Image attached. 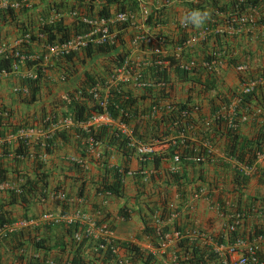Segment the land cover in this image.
<instances>
[{"label":"crops","instance_id":"1","mask_svg":"<svg viewBox=\"0 0 264 264\" xmlns=\"http://www.w3.org/2000/svg\"><path fill=\"white\" fill-rule=\"evenodd\" d=\"M227 1L135 0L136 10L130 12L131 18L125 23L126 26L118 31L124 36L125 58L129 59L133 71L144 74V78L147 77L146 70L151 65L152 57L147 48L135 47L132 44V37L142 28L140 13L137 11L138 2H142L144 5L142 9H145L147 14L153 7H163L161 23L150 30L164 38V47L168 50L166 57L173 56L178 44L176 41L181 34L188 40V44L179 53L180 62L189 59L202 62L210 49L217 44L221 45L223 60L209 70L196 68L187 79H180L172 71V66L169 67L170 100L189 101L198 108V113L193 112L190 117L193 141L208 126L209 111L216 106L222 114H228L230 107H233L236 131L240 138L255 134L264 123V90L257 94L256 99L245 103L239 100L237 104L238 98L235 95L241 84L248 82L249 78L258 76L264 65V24H256L261 16L264 18V6L251 11L254 20L244 26L236 29L219 26L213 30L224 36L217 37V34L213 37L212 34V37L207 39L203 31L205 24L196 28L185 27L180 23L181 15L188 11L191 4L201 3L206 6V3L222 4ZM49 2L50 0H30L29 8L20 9L23 14L16 15L18 21L25 27L30 25L31 27H28L33 34L39 30L44 23L43 20H46L51 12L47 9ZM114 11V7L110 6L109 16H112ZM73 20L64 16L60 23L72 29ZM20 34L17 27L0 24V41L9 43ZM167 43L170 45L167 46ZM41 45V41L36 39L29 43L27 48L30 54L40 55L44 52ZM74 54L76 56V53ZM229 54L237 61H242L239 65H243L245 68L243 71H236L238 65L234 67L225 62V57H229ZM96 58L97 60H94ZM108 61L109 59L104 56L88 59L81 55L79 58H72L70 62L60 57H48L46 63L42 62L44 81L35 102L28 106L20 104L17 95L12 93L15 80L28 69L21 66L19 70L18 67L15 75L0 79V103L11 110L13 121L24 119L31 125L32 130L27 138L30 154L18 161L12 153L17 144L15 137L0 138V169L4 170L6 180L0 183H8L0 186V218L12 221L0 232V264H19V261L26 264V260L40 257L43 253L48 260L55 262L60 256L57 252V243L68 239L63 226L72 223L80 225V231L85 227L92 234L97 229L109 231L113 240L131 244L143 255L149 253L154 256L153 264H169L175 258L174 252L177 251L173 246L181 237H192L201 244H209L208 237L213 233L221 234L225 238L223 228L230 222L229 218L234 215V211L250 214L255 223H264V214L261 218L257 216L260 211L264 213V163L259 162L256 157L257 153L264 150L254 152L249 164L252 167L251 173L245 176L235 168L233 162L223 156L222 139L217 140L216 147L212 148L209 162L196 163L190 160L183 162L180 159V162L174 163L172 156L179 154L177 152L172 154L164 145L153 146L152 152L144 157L137 156L134 152L123 156L116 146L103 140L91 143L86 137V129L70 118H62V113L63 115L69 113V109L66 108L68 100L70 102L82 99V103L89 105L94 103L82 97L80 93L82 88L87 92L88 88L95 86L102 94L107 92V104L110 91L126 92L132 96L144 92L133 88L129 81L120 83V77L111 85L108 82L109 75L114 70L110 68L111 62L108 64ZM28 71L31 72L32 67ZM87 78L93 81L89 87L85 86ZM209 83H212V86ZM139 103L143 108L148 107L150 99L146 98ZM50 112L57 115L52 123L48 122ZM162 113L164 112L158 110L154 116L144 115L140 120L123 122L125 123L123 126L134 130L135 134L142 135L143 131L149 129L150 123L158 120ZM238 113L243 116L240 117ZM42 115L45 117L42 118ZM117 120L116 118L110 124L96 129L106 128L114 136L125 137L122 132L125 128L122 126L123 129H120ZM43 126L46 128L43 129ZM54 133H61L62 136H56L51 141L52 149L47 153L44 146H48L47 140H51ZM47 137L49 139L46 140ZM148 141L151 140L146 139V142ZM34 145L38 146V151H34ZM4 148L5 153L2 151ZM34 161L40 163L39 169L34 168ZM117 168L123 173L119 195H108L104 191H99L102 179L107 183L112 182V170ZM40 174L46 175L47 184L43 198L36 196L25 206L11 202L10 199L15 197L10 191L23 181L38 180ZM236 174L244 178L243 185L235 180ZM222 176L228 178L229 188L224 189L220 184L215 186L210 181L213 178L219 180ZM55 193H63L66 199L55 200L52 198ZM195 194H198L196 198L193 197ZM162 209L170 214L175 213L174 219H185V216L188 232L183 236L178 235L177 239L169 232L165 234L168 235V240H161L160 247H156L150 243V237L142 233V229L147 225L152 227L163 225L164 221L157 222L156 219ZM59 215H64L67 219L53 222ZM76 217H79L78 220ZM249 218L241 219L240 223L234 226V231L248 229ZM174 219L168 218V224ZM41 239H44L43 246L42 249H38L35 243ZM18 242L21 246H18ZM90 250L87 248L85 254H90ZM126 253L124 248L119 247L117 256L124 257ZM218 262L222 263L220 257Z\"/></svg>","mask_w":264,"mask_h":264},{"label":"trees","instance_id":"2","mask_svg":"<svg viewBox=\"0 0 264 264\" xmlns=\"http://www.w3.org/2000/svg\"><path fill=\"white\" fill-rule=\"evenodd\" d=\"M92 0H50L47 4V9L50 11H75L78 14L86 17L98 16L103 18L109 17V7L113 6L115 12H134L135 8V0H107L101 1L96 0L95 3H91ZM260 6H264L263 0H228L226 3L217 4V3H196L191 4L189 6V10L199 9V10H208L210 12V18L205 23L204 31L205 37L207 39L212 37L224 36L221 33L213 32L217 27L224 26L232 29L239 28L248 24V21L245 23H240L239 20L247 15L249 11L259 10ZM207 7V8H206ZM259 7V9H258ZM163 11V7H160L158 10H152L147 17L145 18V23L152 29L156 24L161 23V14ZM22 10H4L0 12V24L5 26H14L19 29L21 34L25 32H31L30 25L24 26L22 22L18 21L16 15H22ZM258 25L264 24V18L261 16L257 21ZM73 27L69 29L68 27L63 26L60 22L58 23H45L40 28H38L40 32H44V42L49 44H59L60 42L65 41L68 37L73 34L79 32L81 24L77 19L73 20ZM125 24L115 25V28L121 30L125 27ZM72 31V32H71ZM209 31H211L209 33ZM159 34V33H157ZM208 34V35H207ZM130 35V34H129ZM123 38L124 36L118 35V42L113 46H96V47H86L80 51V53L85 58H93L94 56H104L109 59L108 64L111 62L110 68H118L125 58V51L123 49ZM31 41L36 40L34 37L30 38ZM185 38L181 34L177 39L176 43L181 44ZM126 41V40H125ZM177 44V45H178ZM170 45L167 43V46ZM220 44L211 47L210 51L204 56V60L202 62L208 63L209 70L213 67L217 62L222 61L223 58L221 56L222 48H220ZM28 46H21L16 49L18 55H29L30 51L27 48ZM42 52L40 55L33 54L34 59L26 60L23 63H19L17 68L20 70L21 66H24L26 69L30 70L32 67V78L27 77H18L15 81L16 83L13 85L16 88L14 92L17 95L18 102L20 104H24L26 106L35 102L41 85L44 81V67L42 66ZM74 53H68L60 58L63 60L70 62L72 58H77L74 56ZM224 57V55H223ZM168 61V67H161L158 69L156 66H149L146 70V75L148 78L152 80L153 84L161 83L157 87L149 86L145 88L144 92L137 96L129 95L126 92L121 91H110L109 92V102L106 105V113L109 117L113 119H119L121 122H129L135 119H141L144 115H149L153 110L158 111L159 109L164 112L159 117L158 120H154L150 123V127L147 131H143L145 135L135 134V131H132V135L135 136V139L146 142V139H158L161 137H170L172 136L176 128L181 123L190 124L191 114L198 113V108L194 104L189 103V101L185 102H175L170 100L168 97V88H169V67L172 66L173 72L180 79H187L189 74L194 72L195 69L191 70L189 73L179 69L180 59H174L173 56L165 57ZM153 60V57H152ZM193 60V59H191ZM18 62L17 57H14L11 52L5 53L0 57V71L3 70L5 72H9L11 70V65ZM225 62L230 64L231 66H239L242 64V61H237L235 58L225 57ZM106 66V65H105ZM105 66L103 68L105 69ZM17 69V70H18ZM27 70V72H28ZM144 75V74H143ZM264 78V65L261 68V71L258 72V76L252 79ZM93 81L90 78L86 79L85 86H90ZM212 86V83H209ZM20 89H26V93H21ZM156 90V91H155ZM261 90H264V84L257 85L248 94H243L238 96L239 100L251 101V99H256L257 94ZM82 97L85 100H90V97L86 94V89L82 88L80 92ZM150 99V106L142 107L138 102L143 101L145 99ZM85 102V101H84ZM66 108L69 109L68 114H61L62 118H70L76 123L85 122L92 114L100 113V110L96 107V104L93 103L91 105L87 103H82L81 101H70L68 100ZM122 110L125 113V116H119L118 110ZM185 111L187 113L186 118H182L180 113ZM55 113L50 112L48 117V122L52 123L55 120ZM57 116V115H56ZM42 118L45 115L41 116ZM209 122L206 129L201 132L196 138V142L186 141L183 145L177 146H169L170 152L173 154L178 153L181 161L185 162V158L193 157V156H204V149L198 144L199 141H206L209 143L211 148L216 147V142L219 139H222L223 144V156L227 159L234 160L235 162L249 165L252 161V157L254 152H260L264 150V123L259 126L258 130L255 134L249 137H239L236 131V125L233 127H228L226 124V115L222 114L219 108L216 106L209 111ZM176 122V127H171L172 122ZM235 121V120H234ZM146 126L148 125L145 123ZM46 126H43L45 129ZM26 129H31V125L27 124V122L23 119L21 121H13L11 110L0 103V138H4L6 136H14L15 141L17 142L16 147L13 148L12 153H14V158L18 161L23 158H27L29 153L30 144L27 139L20 138L18 136V132L24 131ZM145 130V128H144ZM82 134V133H81ZM56 136H62L61 133H54L52 139L47 140L48 146H44L45 152H50L52 149L51 141L56 138ZM86 137L92 142H96L97 140H103L108 144L116 146V148L121 152L123 156H128L132 154L133 149L127 146V138L114 136L112 132L106 130V128L99 129H88ZM195 137V136H194ZM149 142V141H148ZM46 143V141H45ZM34 151H38V146L34 145ZM5 153L6 149H2ZM211 155L208 157H204L203 162H209ZM33 163L35 169L40 168V163L34 161ZM113 181L107 183L104 179L99 184V191L106 192L108 195L118 196L120 191V181L123 175L122 172L117 169L112 170ZM4 170L0 169V182H5ZM235 180H238V184H244V178L239 175H235ZM46 175L40 174L38 175V180L29 182L28 180L23 181L16 187V191H10L13 197L11 198V202L26 205L30 200L35 198H43L45 187H46ZM66 199V197H65ZM65 209V208H64ZM243 215L241 219H245L246 217H250V225L248 229L245 231H232L225 233V238L221 234L213 233L210 235L209 242L210 244H201L199 241L192 237H181L173 246V249H177L174 252L175 261L177 264H220L218 262V258L213 251V247L211 245H225L231 243L236 237H241L243 239L249 240L255 236L264 234V223H255L254 218L245 212L234 211V214ZM169 212H165L162 209L158 216L157 222L164 221L163 225L159 227L145 226L142 229V233L147 237L149 236L150 243L155 245L156 247H160V241L163 239L164 235L169 232H177L179 236H183V234L188 229L187 227V218L185 219L177 218L174 219L171 224H168L167 220L169 217ZM233 214V213H232ZM264 214L262 211L258 213V217H263ZM240 219V220H241ZM239 220V223H240ZM264 221V220H263ZM12 221L7 219L0 218V226L2 224L9 225ZM45 229V228H44ZM64 234L68 237L66 240H60L57 243V252L59 253V258L55 261L56 264H117V259L114 254L109 249L105 250H95L92 249L97 246L96 241H92L91 239L87 240L86 238H82L80 241L75 242L72 240V234L74 232L80 231L81 226L77 223H72L63 226ZM44 239L37 241L35 243L36 248L42 249ZM18 246H21L20 243H17ZM56 243L54 242V246ZM119 247L124 248L126 252L129 253L128 260L129 264H153L154 256L149 253L143 255L137 248L128 243H116ZM91 249L90 254L86 253V249ZM259 261L261 264H264V253L258 254ZM21 258V257H20ZM48 257L43 253L40 257L30 258L26 260V264H42ZM19 264H22V261H19Z\"/></svg>","mask_w":264,"mask_h":264},{"label":"built area","instance_id":"3","mask_svg":"<svg viewBox=\"0 0 264 264\" xmlns=\"http://www.w3.org/2000/svg\"><path fill=\"white\" fill-rule=\"evenodd\" d=\"M92 0L91 3H95ZM101 1H107V0H101ZM30 6V0H0V12L4 10H13L17 11L20 9H26ZM143 4L142 2H138L137 4V11L140 13V19H141V25L142 28H140V31L136 33L132 37V44L135 47H145L147 48V51L151 57H153V60L151 61L150 66H156L158 69L161 67H168L169 64L165 60V57L167 55L168 50H165L166 47L164 38L160 36L157 33H154L150 30V27L145 23V18L147 13L145 12V9L143 10ZM154 9L157 10V7ZM50 12V10H48ZM131 13L130 12H115L112 16H109L108 18L98 17V16H92V17H86L78 14L75 11H51L49 15L46 17V20H43V24L45 23H58L61 22L64 16H68L71 19H77L79 23L81 24L80 28L78 29L79 32L71 34L68 39H66L63 42H60L59 44H49L44 42V32L36 31L33 34L29 32H25L23 34H20L19 36L13 38L10 40L9 43L0 41V57L5 53H10L17 57L18 62L11 65V70L9 72H5L3 70L0 71V79H4L6 77H9L10 75H15L17 73V65L20 63H23L26 60L34 59L33 54L29 55H18L16 52V49L25 45L29 46V43H32L30 38L34 37V39H37L38 41H41L44 54H42V62L46 63L48 57L51 58H57L62 57L68 53H75L77 50H82L86 47H96V46H113L117 44L118 40V29L115 28V25L125 24L129 21ZM253 17L250 14L242 17L239 22L245 23V22H251L253 21ZM188 44V40H184L181 42V44L176 45L175 51L173 53L174 57H178L179 53L182 52V48L185 47ZM46 51V52H45ZM209 64L205 62H197L194 60H188L186 62H180L179 69L190 72L193 69L196 68H208ZM243 66H239L236 68V70L240 71L243 70ZM114 72H112L109 75V83L111 84L113 81H115L117 78L120 77V83L129 81L133 88L141 91H145L144 89L152 86L157 87L161 83L153 84L152 80L148 77L144 78V76L139 73L138 71H133V67H131V64L129 62V59L124 58L122 63L118 68L113 69ZM22 77L32 78L33 73L28 71L21 74ZM264 83V79L258 80V81H248L246 83H243L241 87L238 89L239 94H248L251 91H253L254 87L257 84ZM114 85V84H111ZM117 86V85H116ZM88 91L86 94L90 97L92 101L96 104V107L100 110V113L92 114L85 122L77 123L80 127L83 129H96L100 126H104L107 124H110L113 118L109 117L106 113V105H107V92L102 94V92L97 89V87L93 86L92 88H88ZM16 88H12V92H15ZM21 93H26V89H20ZM237 104L239 102V98L236 100ZM235 104V103H233ZM231 109L228 110V116L226 118V124L228 127H233L234 123L231 119V116L233 115V107H230ZM160 110V109H159ZM156 110H153L152 113L149 114V116H154L156 113ZM118 115L124 117L125 113L122 110H118ZM180 116L184 119L187 117V113L185 111H182L180 113ZM119 123H117L121 128L123 129V125L125 123L121 122L119 119L117 120ZM123 126V127H122ZM171 127H176V122H172ZM123 134H125V137L127 138V146L131 147L133 149V152L140 157H144L149 155L152 152L153 146L156 145H164L166 147L169 146H177V145H183L186 141H191V126L187 123H181L177 128L175 133L166 138H156L152 139L150 142H142L140 140L135 139V136L132 135V129H128L126 127ZM32 130L26 129L24 131H19L18 136L20 138L27 139L29 136V133ZM11 138V135L9 136V139ZM91 141V140H90ZM91 143H94L91 141ZM198 144L201 146V148L204 149V156H193V157H187L185 158V161H192L196 163H201L204 161V157H208L212 155V148L210 147L209 143L202 140L199 141ZM257 159L259 162L264 163V153L257 154ZM172 161L174 163L180 162V156L175 154L172 156ZM236 169L242 173L245 176L250 175L251 168L240 163L234 164ZM2 184H8V183H0V186H3ZM15 192H18L14 189ZM198 194H195L193 197L196 198ZM52 198L58 201H63L65 199V196L63 193H55L52 195ZM171 207V205H169ZM175 213H171L169 215V220H172L175 218ZM79 217H76V220H78ZM64 215L57 216L56 219L53 220V222H58L61 220H65ZM80 220V219H79ZM94 227V225L92 226ZM234 225H229L228 229L230 231L233 230ZM7 227L5 225L0 227L1 230L6 229ZM96 232L92 234L88 229L84 227L82 231H77L72 234V240L75 242L80 241L82 238H91L93 241L97 242V246L94 247L92 250H105L109 249L112 254H114L115 258L117 259V264H129L128 255L127 252L124 257H118L117 253L119 250V246L116 245V243H119L113 238H111V234L107 230L103 229H97ZM171 235L174 238H178L177 232H172ZM162 240H168V235H164ZM214 251L217 254L218 257L221 258L222 263L221 264H261L259 261L258 254L264 253V234L258 235L254 237L250 241H245L241 238H236L232 244L227 246H220L216 245L214 246ZM42 264H56L52 260H45ZM169 264H177L175 261V258L169 263Z\"/></svg>","mask_w":264,"mask_h":264},{"label":"clouds","instance_id":"4","mask_svg":"<svg viewBox=\"0 0 264 264\" xmlns=\"http://www.w3.org/2000/svg\"><path fill=\"white\" fill-rule=\"evenodd\" d=\"M155 7H153L152 8V10H156V9H154ZM159 9V7H157V10ZM115 12V11H114ZM251 13V11H249V13L248 14H250ZM149 14V13H148ZM147 14V15H148ZM247 14V15H248ZM147 15H146V17H147ZM246 16V15H245ZM209 18H210V12L208 11V10H199V9H194V10H189V11H186L185 13H183L182 15H181V17H180V23L182 24V25H184L185 27H187V26H193V27H196V28H200V27H202L208 20H209ZM254 20V19H253ZM249 23V22H248ZM229 28V27H228ZM151 29V28H150ZM230 29H232V28H230ZM203 31H206V29L205 30H203ZM207 32V31H206ZM118 35H119V33H118ZM174 57V56H173ZM179 57H180V55H178V57H174V59H179ZM189 60H191V59H189ZM186 61H188V60H186ZM185 61V62H186ZM194 61H197V62H199L198 60H194ZM239 66H243V65H239ZM239 66H237V67H239ZM236 67V68H237ZM245 69V68H244ZM243 69V70H244ZM243 70H240V71H243ZM236 71H238V70H236ZM263 80L264 78H258V79H252V80H249V81H258V80ZM244 83H246V82H244ZM243 84V83H242ZM241 84V85H242ZM262 84H264V83H261V84H257V85H262ZM256 85V86H257ZM255 88V87H254ZM237 91V90H236ZM235 91V92H236ZM235 95H237V98H238V96H240V95H243V94H239L238 92H236L235 93ZM107 101V100H106ZM239 103V102H238ZM239 115H240V117L241 116H243V115H241V113H238ZM226 115V118H227V114H225ZM231 119H232V121H233V123H234V125H236V121H234L235 119H234V116L232 115L231 116ZM190 137H191V134H190ZM192 142H196V140H195V138H194V141L192 140ZM261 153H264V152H260V153H257V154H261ZM257 156V155H256ZM230 162H233V164H236V163H238V162H235L234 160H231V159H228ZM201 163H203V162H201ZM241 164V163H240ZM246 166H248V167H250V168H252L251 167V165L249 166V165H246ZM236 168V167H235ZM16 189V188H15ZM242 216L243 215H238V213L237 214H234L231 218H229V223H226L225 224V228H223L224 229V232L225 233H227V232H232V231H234V227H233V230L232 231H230L229 229H228V226L229 225H238V223H239V220L242 218ZM1 226H3V225H1ZM0 226V227H1ZM256 237V236H255ZM236 238H241V237H236ZM235 238V239H236ZM254 238V237H253ZM252 238V239H253ZM234 239V240H235ZM241 239H243V238H241ZM252 239H249V240H246V239H243V240H245V241H250V240H252ZM233 240V241H234ZM233 241L231 242V243H228V244H225V245H220V246H227V245H230V244H232L233 243ZM207 243H209L210 244V242H207ZM213 248H214V246H216V245H211ZM218 246V245H217ZM213 251H214V249H213ZM215 252V251H214ZM216 254V253H215ZM216 256H217V254H216ZM217 258H218V256H217ZM48 260V259H47ZM54 262V261H53ZM221 264V263H220Z\"/></svg>","mask_w":264,"mask_h":264},{"label":"rangeland","instance_id":"5","mask_svg":"<svg viewBox=\"0 0 264 264\" xmlns=\"http://www.w3.org/2000/svg\"><path fill=\"white\" fill-rule=\"evenodd\" d=\"M117 42H118V40H117ZM80 51H81V50H77V51L75 52L77 58H79V57L82 55V54L80 53ZM94 60H97V58L94 59ZM12 93H14V92H12ZM209 178H210V177H209ZM210 179H211V178H210ZM214 180H215V181H214ZM210 181H212V182L215 184V186H216L217 184H220V185L222 186V188H224V189L229 188V187H228L229 181H228V178L225 177V176H222L219 180L216 179V178H213V179H211Z\"/></svg>","mask_w":264,"mask_h":264}]
</instances>
